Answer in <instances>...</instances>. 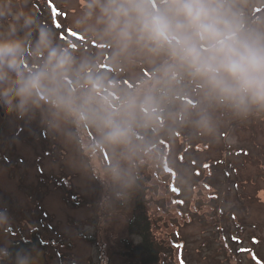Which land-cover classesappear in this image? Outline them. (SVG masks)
<instances>
[{"label":"clouds","instance_id":"1","mask_svg":"<svg viewBox=\"0 0 264 264\" xmlns=\"http://www.w3.org/2000/svg\"><path fill=\"white\" fill-rule=\"evenodd\" d=\"M28 3L0 0V109L38 114L102 182L109 207L126 203L146 171H174L184 187L162 139L215 140L230 123L264 120L258 0H75L73 30L104 46L88 51L60 40ZM8 223L0 208V229ZM6 260L33 264L0 247Z\"/></svg>","mask_w":264,"mask_h":264},{"label":"rangeland","instance_id":"2","mask_svg":"<svg viewBox=\"0 0 264 264\" xmlns=\"http://www.w3.org/2000/svg\"><path fill=\"white\" fill-rule=\"evenodd\" d=\"M51 2L58 8L57 23L73 30L75 0ZM258 3L264 11V2ZM26 10L58 34L47 0H29ZM72 32L68 35L75 38L77 49L104 47ZM143 72L149 75L148 69ZM161 145L175 167L183 170L184 187L174 171L163 175L154 169L143 174L142 184L159 191L154 199L168 209L155 218V233L164 252L160 264H264V120L230 123L215 140L177 132L162 139ZM78 160L77 153L51 133L38 114L20 120L0 109V208L7 209L9 216L8 225L0 229V247L8 249L17 238L32 239L38 230L43 244L25 252L33 264L125 260L123 239L138 188L126 203L109 207L105 186ZM160 180L167 185L174 182L180 188L177 198L185 203L169 205L163 194L166 184ZM201 181L208 186L202 192ZM197 193L200 202L194 199ZM209 195H213L210 201Z\"/></svg>","mask_w":264,"mask_h":264},{"label":"trees","instance_id":"3","mask_svg":"<svg viewBox=\"0 0 264 264\" xmlns=\"http://www.w3.org/2000/svg\"><path fill=\"white\" fill-rule=\"evenodd\" d=\"M47 3L52 10L53 18L56 20L54 21V25L59 29V39L64 42L73 43L75 47H77L76 40H73L75 38L71 39L70 35H68V31L73 33V30L62 26V23H57L56 16H58V8L54 3L51 2V0H47ZM199 175H201V173ZM160 182H165L166 184V186H164L163 194L169 205L172 207L179 206V203L183 201L182 199L180 200L177 198L180 188L177 187L174 182L172 184L170 183V185H167V182L164 180H160ZM140 186L141 187H138L137 189L135 206L128 223V234L123 239L124 248L121 254L124 256L125 260L120 264H160L162 260V254H164L155 233V225L157 222L155 218L157 215H159L160 218L163 213H168V209L164 208V206L158 202V200L154 199L155 196L159 194V191L153 189L151 186L146 185L145 187L142 182ZM206 187H208L206 182L201 181L200 191L202 192V190H204V188L206 189ZM209 196L210 201L213 198V195ZM201 198L202 196L198 195V193L194 197V199L198 201ZM199 202L193 205L195 206V209L199 208ZM42 242L43 238L41 233L36 230L35 234L32 236V239L17 238L12 242L8 250L13 254L14 258L16 252L21 250L26 252L32 247L40 246ZM3 264H12V261L6 260L3 261Z\"/></svg>","mask_w":264,"mask_h":264}]
</instances>
